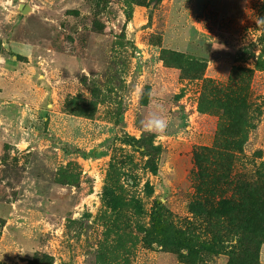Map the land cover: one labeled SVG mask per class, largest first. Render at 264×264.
<instances>
[{
	"label": "rangeland",
	"instance_id": "1",
	"mask_svg": "<svg viewBox=\"0 0 264 264\" xmlns=\"http://www.w3.org/2000/svg\"><path fill=\"white\" fill-rule=\"evenodd\" d=\"M263 163L264 0H0V264H228L145 231Z\"/></svg>",
	"mask_w": 264,
	"mask_h": 264
},
{
	"label": "trees",
	"instance_id": "2",
	"mask_svg": "<svg viewBox=\"0 0 264 264\" xmlns=\"http://www.w3.org/2000/svg\"><path fill=\"white\" fill-rule=\"evenodd\" d=\"M203 190L199 189L197 201L190 205V213L199 221L187 222L183 227L157 203L160 207L153 208L144 244L176 251L191 263L202 251H209L227 255L228 264H260L264 244V163L256 183H237L229 188L228 196H224L226 191L218 196L221 190L217 187ZM233 238L237 246L230 244Z\"/></svg>",
	"mask_w": 264,
	"mask_h": 264
},
{
	"label": "clouds",
	"instance_id": "3",
	"mask_svg": "<svg viewBox=\"0 0 264 264\" xmlns=\"http://www.w3.org/2000/svg\"><path fill=\"white\" fill-rule=\"evenodd\" d=\"M148 95L150 98L153 96L151 92H149ZM166 111L163 103H156L153 107V111L141 121L144 132L154 134L157 138L166 135L170 123L169 119L164 115Z\"/></svg>",
	"mask_w": 264,
	"mask_h": 264
}]
</instances>
